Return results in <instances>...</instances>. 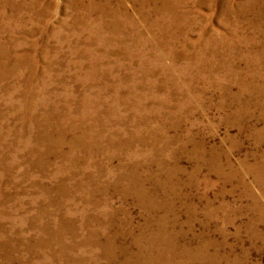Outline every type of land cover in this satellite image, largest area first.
<instances>
[{"label": "rangeland", "instance_id": "rangeland-1", "mask_svg": "<svg viewBox=\"0 0 264 264\" xmlns=\"http://www.w3.org/2000/svg\"><path fill=\"white\" fill-rule=\"evenodd\" d=\"M88 1L0 0V264H264V0Z\"/></svg>", "mask_w": 264, "mask_h": 264}, {"label": "bare ground", "instance_id": "bare-ground-1", "mask_svg": "<svg viewBox=\"0 0 264 264\" xmlns=\"http://www.w3.org/2000/svg\"><path fill=\"white\" fill-rule=\"evenodd\" d=\"M77 2H78V0H77ZM78 4H79V2H78ZM98 9H99V7L95 3V0H89L88 1V5H87V9H86L88 12L95 11V10L97 11ZM1 51L2 50L0 47V54H1ZM146 195H147V193L145 191L139 190L138 198L141 200L142 203H145L148 205V203H147V202H149L148 198H147L148 195L147 196ZM149 197H150V194H149ZM150 207L153 208V205ZM89 234H90V237L88 236L89 239L87 240V243H90V244L93 243L95 245H99V242L96 240L100 237L99 236L100 233H89ZM94 237H95V239H94ZM91 239H93V240H91ZM109 239L110 238H108L106 240V242L104 241L105 243L103 245L108 250L107 251L104 248L105 251L108 252L107 256H105V259H107V261H110V262L115 260L116 256L118 254H120L123 257L124 256L127 257L126 260H124V262H122L123 264H195V263L196 264H216V259L214 256L209 257V258H199L197 254L193 253L190 250L189 247H178L180 245L176 246V244H172L171 242L173 241L174 238L171 237V240H170L169 236L163 232L162 233H145V234L141 233L136 238H133L132 244L135 245L136 247L141 246V244L143 242H146L149 245H148L147 249H146V245H145L143 247V250L137 249L132 254H129L127 251H123V250H120L119 252L113 253V250L111 249V245H112V242L114 240H112V239L109 240ZM163 247H166V249H162V250L159 249V248H163ZM123 249H125V248H123Z\"/></svg>", "mask_w": 264, "mask_h": 264}]
</instances>
